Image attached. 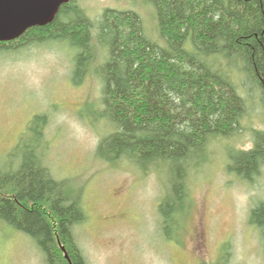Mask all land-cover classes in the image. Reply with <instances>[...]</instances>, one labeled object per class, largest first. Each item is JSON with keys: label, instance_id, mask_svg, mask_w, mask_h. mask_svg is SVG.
I'll use <instances>...</instances> for the list:
<instances>
[{"label": "trees", "instance_id": "obj_1", "mask_svg": "<svg viewBox=\"0 0 264 264\" xmlns=\"http://www.w3.org/2000/svg\"><path fill=\"white\" fill-rule=\"evenodd\" d=\"M144 1L155 8L158 38L135 10L107 8L92 20L70 0L52 22L0 42V52L53 40L77 50L75 83L91 70L101 79L99 100L89 110L97 116L89 119L102 118L111 128L97 154L113 165L122 159L149 164L145 172L166 168L172 186L159 212L167 224L176 215L172 210L182 216L188 210V175L206 162L208 146L246 135L252 146L244 148L243 139L242 146L228 148L226 169L250 183L263 173L264 114L250 119L246 97L250 92L264 109V0ZM100 51L102 62L96 64ZM45 118L36 115L28 122L0 165V220L33 238L47 264H87L74 234L87 219L77 189L56 178L26 143L29 132L33 143H43ZM249 222L264 248V201L251 209ZM219 260L215 264H225Z\"/></svg>", "mask_w": 264, "mask_h": 264}, {"label": "rangeland", "instance_id": "obj_2", "mask_svg": "<svg viewBox=\"0 0 264 264\" xmlns=\"http://www.w3.org/2000/svg\"><path fill=\"white\" fill-rule=\"evenodd\" d=\"M76 3L92 20H99L107 8L135 10L150 35L158 38L155 8L144 0ZM76 52L65 40L0 52V165L7 163L28 122L45 115L43 143L32 142L33 132L26 143L56 178L77 189L87 219L74 227V234L87 264H215L219 259L225 264H264L260 232L249 222L251 209L264 201V170L250 183L226 169L227 149L242 146L243 139L249 149V137L208 146L206 162L188 175V210L183 216L172 210L176 215L171 213L164 224L159 206L163 194L170 192V173L166 168L145 172L149 164L132 159L113 165L97 154L100 140L111 130L102 118L89 119L97 116L89 110L94 108L90 102L99 100L101 79L91 70L75 83ZM102 53L93 62H102ZM248 97L246 114L258 121L264 109L250 92ZM177 216H182L179 223L170 221ZM0 264L47 263L33 238L0 220Z\"/></svg>", "mask_w": 264, "mask_h": 264}, {"label": "water", "instance_id": "obj_3", "mask_svg": "<svg viewBox=\"0 0 264 264\" xmlns=\"http://www.w3.org/2000/svg\"><path fill=\"white\" fill-rule=\"evenodd\" d=\"M69 0H0V41L12 40L35 25L52 22Z\"/></svg>", "mask_w": 264, "mask_h": 264}, {"label": "bare ground", "instance_id": "obj_4", "mask_svg": "<svg viewBox=\"0 0 264 264\" xmlns=\"http://www.w3.org/2000/svg\"><path fill=\"white\" fill-rule=\"evenodd\" d=\"M22 38V37H21ZM20 38V39H21ZM22 41V40H21ZM27 41V40H26ZM105 60H107L106 58H105ZM78 66V65H77ZM96 73V72H95ZM79 82V81H78ZM106 86V85H105ZM102 89V88H101ZM98 112V111H97ZM98 114V113H97ZM114 125V124H113ZM112 152V151H111ZM8 156V155H7ZM139 173V172H138ZM140 174V173H139ZM80 221V220H79Z\"/></svg>", "mask_w": 264, "mask_h": 264}]
</instances>
